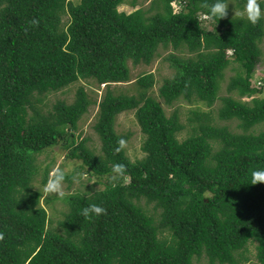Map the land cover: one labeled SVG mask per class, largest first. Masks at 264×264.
I'll return each instance as SVG.
<instances>
[{
  "label": "trees",
  "instance_id": "1",
  "mask_svg": "<svg viewBox=\"0 0 264 264\" xmlns=\"http://www.w3.org/2000/svg\"><path fill=\"white\" fill-rule=\"evenodd\" d=\"M128 1L0 0V264H197L204 257L209 264H264V183L251 185L250 176L264 169V131L255 133L264 125V71L262 88L253 82L264 55V18L252 24L228 14L210 20L209 29L201 17L215 0H153L121 12ZM225 3L244 11L247 0ZM170 49L184 56L166 58L175 74L159 89L164 104L212 108L221 101L218 119L237 121L241 132L215 123L214 111H196L200 125L181 141L180 112L168 115L149 95L154 74L140 77L138 95L110 89L131 81L130 64L150 66ZM232 65L240 71L221 97ZM81 81L109 87L94 125L99 154L76 134L95 103L84 87L71 104L44 103ZM255 93L260 97L242 101ZM131 111L146 138V156L136 162L126 147L115 151L119 139L129 140L117 132V118ZM55 147L105 186L63 196L59 228L42 205L43 198L46 205L59 200L44 191L50 166L36 186L38 157ZM115 164L125 166L123 175ZM93 203L106 213L81 215ZM253 244L255 261L246 257Z\"/></svg>",
  "mask_w": 264,
  "mask_h": 264
},
{
  "label": "rangeland",
  "instance_id": "2",
  "mask_svg": "<svg viewBox=\"0 0 264 264\" xmlns=\"http://www.w3.org/2000/svg\"><path fill=\"white\" fill-rule=\"evenodd\" d=\"M132 0H129L126 4H123L120 6L119 10L121 12L126 13H132L134 10L143 8H149L153 2V0H139L138 6L136 8H132L130 6V2ZM228 14L231 16H247L245 11H240L236 8V6L233 5V3L227 4ZM174 7L176 11L180 10V6L177 4H174ZM237 13V15H235ZM65 22L68 21V17H65ZM206 22L204 24V27L213 29L214 25L210 24V20L205 19ZM262 49L264 52V42L262 43ZM174 53L176 56H184L183 53H180L178 51H175L173 49L168 50L167 52L163 51V55L159 58H157L154 63L150 66L146 65H140L137 67H134L132 64H130L131 71H132V77L131 81L129 83L124 84H113L111 85L110 89L113 90V92L117 95L125 94V95H138L139 90L137 88V81L146 74H154L156 78V85L155 87L150 91L149 95L157 98L164 106L165 110L167 111L168 115H171L175 110L180 112L182 122L186 126V129L179 135V139L181 141L187 139L191 136L193 133V130L197 128L200 123L195 122L194 119H196L198 116L195 114V112L199 113H210L212 111L213 115L215 116V123H217L220 126H229L230 129L234 132H241L238 129L239 123L237 121H220L217 117V111H220L222 105L221 101H218L214 107L209 108L207 105H205L202 102H194V103H188L184 100H180L178 102H175L173 107H168L164 104V101L160 99L159 97V89L164 84V82L167 79L173 78L175 71L171 67V63L166 61V58ZM231 54V52H229ZM240 71L239 65H232L228 68V70L225 73V79L222 82L221 86V97H227L230 94L228 93V85L233 77H235L238 72ZM264 71V55L260 62V64L257 66V70L253 79L254 85L260 89L262 88L263 84L258 83L259 78L262 76ZM257 83V84H256ZM79 87H84L92 101H94V105L90 108L88 114L81 120L79 123V129L77 131V136H80L82 139H90L88 144L90 147H92L94 150L97 151V153H101L100 150L102 148L100 139L98 135L96 134L94 130V125L97 122L98 115L100 112V103L103 101L108 86L102 85L99 86L97 83L94 82H87V81H81L79 83H76L72 85L70 88L65 89L64 91L50 94L45 99L46 106L52 107L56 102L59 100H65L68 103H73L75 100V94ZM260 97L258 94L248 95L247 97H242V101L246 103L252 102V100ZM116 130L121 135L129 136V140L126 144V153L127 156L133 161L136 162L138 160H142L146 154L143 151V146L145 143V136L141 131V128L137 122L136 114L134 112H126L118 116L117 122H116ZM261 131H264V125H260L255 127V133H259ZM39 159V165L41 168V174L38 180L36 181V186L41 187V179L43 177V174L47 168L50 166L49 173L55 169L59 168L65 172V177L70 179H65L62 185V194L57 193H46V197L52 196V197H58L59 200H56L52 205L48 204L46 205V200L43 198L42 205L46 206L49 212L50 221L53 227H58V222L63 221L65 216L63 213L67 212V207L63 202L60 201V199L63 196H70L72 194H88V193H95L98 190H102L105 188V186L101 183H99V180L97 178H93L84 171L80 169L81 163L78 161H72L67 159L66 152L60 148L55 147L52 149L47 150L42 155L38 157ZM42 188V187H41ZM148 210L152 212V214H156L158 216L157 212L154 210V206L151 205L148 207ZM159 213V212H158ZM158 218V217H157ZM51 226V225H50ZM59 228V227H58ZM257 246V245H256ZM257 254L255 245H251L249 247L248 252L246 253V257L248 256L253 261H255V256ZM197 264H209L208 259L204 257L201 259L200 262H197Z\"/></svg>",
  "mask_w": 264,
  "mask_h": 264
},
{
  "label": "clouds",
  "instance_id": "3",
  "mask_svg": "<svg viewBox=\"0 0 264 264\" xmlns=\"http://www.w3.org/2000/svg\"><path fill=\"white\" fill-rule=\"evenodd\" d=\"M261 4H264V0H247L245 5V13L247 14L248 20L252 24H256L259 20L264 18V10L261 8ZM228 5L225 0H215L210 8L209 12L201 17V19L216 20L224 19L228 15ZM237 15V13H235ZM126 140L121 138L118 140V147L115 149L116 152H121L126 147ZM113 171L117 174L123 175L125 173V166L123 164L113 165ZM251 185H257L264 183V169H255L251 172ZM65 180V172L59 168L53 169L49 175L47 183L44 185V191L46 193H57L62 194V185ZM106 209L97 205L90 204L84 207L81 211V215L86 218H90L92 215L99 216L105 214ZM4 236L0 233V240H3Z\"/></svg>",
  "mask_w": 264,
  "mask_h": 264
}]
</instances>
